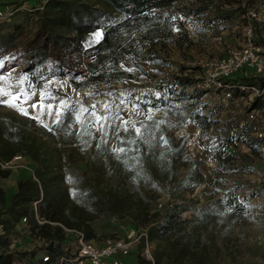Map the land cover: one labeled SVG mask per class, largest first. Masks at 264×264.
I'll use <instances>...</instances> for the list:
<instances>
[{
	"label": "trees",
	"instance_id": "trees-1",
	"mask_svg": "<svg viewBox=\"0 0 264 264\" xmlns=\"http://www.w3.org/2000/svg\"><path fill=\"white\" fill-rule=\"evenodd\" d=\"M183 1L45 0L40 9L34 7L37 28L32 39L20 46L19 51L31 61L27 71L36 81L53 70L65 77L71 56L80 59L83 53L90 52L86 82L120 81L124 71L118 66L126 56L165 64L155 50V43L163 45L164 39L174 34L176 24H182L189 14H198L207 8L205 5L179 6ZM169 11H177L182 19H173ZM20 13L0 22V31L6 29L0 35V52L18 44L22 26L16 23L15 17ZM95 32H101V39L85 46L84 39ZM159 36L163 40L156 41ZM145 46L148 47L143 52ZM195 82L173 76L157 88L159 95L150 93L139 98L143 108L152 107L161 110L160 113L148 115L142 122L143 127L133 124L115 131L110 139L113 146L99 143L94 153L97 161L93 176L77 175L75 180L56 161L55 153L61 151L53 145L58 142L56 133L39 126L41 135L47 138L42 140L28 132L33 121L20 119L16 125L5 127L0 118V159L9 160L16 154L28 157L36 164L33 171L37 178L35 181L28 171L21 170L12 193L6 195L0 186V264H18L13 260L14 254L19 260H25V252L13 254L6 249L9 234L22 219L28 224L30 236L42 242L43 252L55 259L69 243L63 227L80 230L91 240L94 234L90 221L105 215L128 218L131 228L146 229L148 240L154 245L153 262L140 255L139 247V252L132 255L134 264H179L203 249L201 237L213 223L224 217L239 223L246 209L244 203L231 196L232 189L224 190L222 198L214 195L204 205L193 208L189 204L198 205L197 199L185 201L182 197V192L193 193L201 186L203 178L199 161L185 156L187 138L174 132L179 125L187 123L206 132L214 123L211 116L215 110L207 103H198L204 91L196 89ZM241 83L264 87V78ZM72 84L80 89L83 83L73 81ZM236 93H239L237 89L233 97ZM255 142L256 139L248 141V147L257 152ZM219 156L221 168L233 159L231 153ZM66 164L71 162L66 159ZM179 169L184 170L181 175ZM8 172L0 171V174L5 177ZM212 183L218 194L216 181ZM163 193L171 201L162 210L154 209ZM185 211L191 212L190 219L180 218ZM2 248L6 251H1Z\"/></svg>",
	"mask_w": 264,
	"mask_h": 264
},
{
	"label": "rangeland",
	"instance_id": "rangeland-1",
	"mask_svg": "<svg viewBox=\"0 0 264 264\" xmlns=\"http://www.w3.org/2000/svg\"><path fill=\"white\" fill-rule=\"evenodd\" d=\"M43 1L0 0V8L23 6L34 11V7H39ZM199 5L207 8L198 14H189L182 24H176L173 27L174 34L164 39L163 45L155 43V50L165 64L157 65L138 57L132 59L126 56L118 66L124 71L122 80L96 83L86 82L89 75L86 63L91 60L92 52L83 53L80 59L71 56L65 77H60L53 70L50 75L33 80L27 71L31 61L19 49L32 39L37 28L36 16L32 11L18 12L20 14L15 17V21L22 26L19 42L0 52V89L9 93L8 96H0L1 124L6 127L7 124L16 125L20 119L33 121V127L28 128V132L42 140L47 138L41 135L39 126L53 131L58 138V142H53V145L61 149L55 153V158L66 175L72 180L77 175L93 176L97 161L94 153L99 143L113 146L110 139L115 131L133 124L143 127L142 122L148 115L160 113L161 110L152 107L143 108L139 98L150 93L159 95L157 88L173 76L197 80L202 75V66L207 59L224 57L241 47L238 42L244 41L245 31L244 35L240 32L234 37L220 34L226 24L222 20L227 18V12L222 14L219 7H234L238 13H244V18L239 22L245 20V27L248 10L264 16V0H184L179 6L196 8ZM24 13H30L31 16ZM169 13L175 20L182 19L177 11ZM5 31V28L1 29L0 35H4ZM101 37V32L90 34L84 39V45L99 41ZM158 40H163V37L159 36ZM254 40L264 48L262 25H254ZM224 41L232 46L226 48ZM49 60L52 61L51 57ZM73 81L83 83L81 88L76 89ZM13 95L19 97L18 107L4 103L11 100ZM242 105L232 108V105L213 104L211 108L216 111L211 119L214 123L206 132L192 123L179 125L174 132V135L187 138L185 149L188 155L185 156L199 161L203 178V184L193 193L182 192L185 201L197 199L199 203H190L189 207L204 205L214 195L222 198L224 190L232 189L231 196L244 203L246 209L239 223H232L226 217L213 223L201 237L203 249L193 256H187L179 264H264V138H255L258 123L247 120L248 111ZM21 108L27 115L22 114ZM251 139H256L257 152L248 147ZM220 153L233 155V159L225 162V168L219 165L222 160ZM66 159L71 162L70 165L66 164ZM25 161L31 169L36 167L28 157H25ZM0 171H9L5 177L0 174V186L9 195L15 189L21 170ZM183 172V169L178 170L180 175ZM213 181L217 183L218 194H215ZM169 201V195L163 193L153 208L162 210ZM158 203L162 204V208H158ZM187 213L182 212L180 218L190 219L191 214ZM89 224L94 234L91 241L96 245L105 238H123L131 228L128 218L109 215L96 218ZM67 235L70 238L67 245L70 251H74L73 236ZM7 242L6 249L13 254L25 252V260H19L14 254L13 260L18 264H39L41 255L45 254L41 248L42 242L30 236L25 219L11 231ZM139 247L136 246L128 255H136ZM6 249L2 248L1 251Z\"/></svg>",
	"mask_w": 264,
	"mask_h": 264
},
{
	"label": "built area",
	"instance_id": "built-area-1",
	"mask_svg": "<svg viewBox=\"0 0 264 264\" xmlns=\"http://www.w3.org/2000/svg\"><path fill=\"white\" fill-rule=\"evenodd\" d=\"M32 11L23 6H4L0 8V22L8 20L14 13ZM247 24L245 36L240 48L230 51L226 56L207 59L203 64L202 75L196 80L194 87L204 91L216 105H227L233 100V92L237 91L245 103L250 104L255 99L264 100V87L258 85L232 84L229 80L234 74L244 68L253 69L256 74L264 72V48L254 40V25L264 27V16L248 10L246 12ZM264 109H251L248 111L247 120L258 122L255 138H264ZM185 154H187L185 150ZM0 170H26L33 180L37 181L25 157L21 154L12 156L9 160L0 159ZM36 206V203H34ZM158 208L162 204L158 203ZM187 214H191L188 212ZM40 222V221H39ZM41 223V222H40ZM66 234L73 236L74 251L69 245L63 247V254L52 259L48 254L41 255L39 264H125L123 257L128 255L136 246H140V255L153 262L152 253L154 245L148 240L144 228H130L123 238H105L99 245L85 238L80 230L64 228ZM15 264V263H12Z\"/></svg>",
	"mask_w": 264,
	"mask_h": 264
},
{
	"label": "crops",
	"instance_id": "crops-1",
	"mask_svg": "<svg viewBox=\"0 0 264 264\" xmlns=\"http://www.w3.org/2000/svg\"><path fill=\"white\" fill-rule=\"evenodd\" d=\"M224 6L228 7L227 5H224ZM219 8H220V10H222L221 11L222 14L224 12H227V18L226 19L224 18L222 20V21H225L226 24H225V26L222 27L220 34L221 35L228 34L231 37H234L235 34L242 32L244 35V31H245L244 22H245V20H243L242 22H239V20L243 19L245 14L244 13L243 14L238 13V11H236V9L234 7L230 8V9H224L223 7H219ZM224 43L226 44V46H225L226 48L232 46L230 43H226V41H224ZM242 44H243V42L242 43L238 42L239 47L242 46ZM257 78H264V72L262 74H256L253 71V69L244 68V69L240 70L239 72H237L236 74H234L232 76V78L229 80V82L232 84L246 85V84L241 83V82H244L245 80L257 79ZM188 89L192 90L190 87ZM240 95H241L240 93H236L235 96L233 97L232 102L228 103L227 105H232V108H237V107L239 108V106H236V105L243 104L247 108V111H249L253 108L254 109H264V100L255 99L252 103L247 104L240 97ZM207 98L209 99V101H207ZM198 103H207L209 108H211V106H213V104L211 103L210 97H208L205 94L200 96V98L198 99ZM252 104H254L255 107H252L251 106ZM223 106H225V105H223ZM213 109L216 111L215 108H213ZM239 110H241V108ZM256 123H258V122H256ZM123 258L130 264L135 263L132 255H126Z\"/></svg>",
	"mask_w": 264,
	"mask_h": 264
},
{
	"label": "snow or ice",
	"instance_id": "snow-or-ice-1",
	"mask_svg": "<svg viewBox=\"0 0 264 264\" xmlns=\"http://www.w3.org/2000/svg\"><path fill=\"white\" fill-rule=\"evenodd\" d=\"M9 93L5 92L4 90L0 89V96H8ZM43 95L41 97V99H43ZM19 100V97L16 95H13L11 100H6L4 101V103L8 104L9 106H13V107H18V103L17 101ZM33 107H35V105H33ZM20 111L22 112V114L27 115V113L21 108ZM93 115H95V113H93ZM99 119V118H98ZM137 132H139V129H136Z\"/></svg>",
	"mask_w": 264,
	"mask_h": 264
}]
</instances>
